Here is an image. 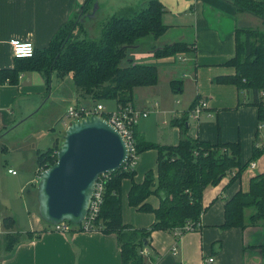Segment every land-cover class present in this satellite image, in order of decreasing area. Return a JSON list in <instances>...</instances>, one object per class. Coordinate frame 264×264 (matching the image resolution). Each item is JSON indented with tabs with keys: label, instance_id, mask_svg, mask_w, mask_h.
Wrapping results in <instances>:
<instances>
[{
	"label": "crops",
	"instance_id": "crops-1",
	"mask_svg": "<svg viewBox=\"0 0 264 264\" xmlns=\"http://www.w3.org/2000/svg\"><path fill=\"white\" fill-rule=\"evenodd\" d=\"M138 1L140 0H131L133 3ZM161 1L165 6L163 20L169 24V28L156 43L162 46L184 40L193 47L166 57H156L154 51L145 50V55L133 58L137 62L156 65L158 71L161 67L170 71L172 92H183L184 84L188 81L186 78H191L189 81L193 84L189 88L191 96L182 106L177 105L181 104V100L175 99L169 110H162L158 101L143 110L150 111L147 117L153 111L171 115V125L158 122L160 127L170 126L165 128L167 144L164 145L177 144L187 136L211 142H240L241 159L246 168L235 182L232 183L230 175H227L219 184L206 188L203 194L206 210L201 215L198 229L187 231L178 237L174 230L154 231L147 246L148 253L145 254L147 264H263L261 245L264 243V224L244 228L222 227L226 202L239 190L247 191L251 178L264 172V152L254 157L256 147L264 145V131L259 126L258 108L251 103L252 96L248 94L247 97V90H240L234 84H219L214 81L217 76L235 73V68L225 63L235 55L237 27L254 26L256 17L261 19L257 26L262 27L263 20L254 13L239 9L234 0ZM88 2L89 0H0V70L18 68L15 83L0 81V141L3 135L11 134L12 127L18 121L35 117L48 106L58 107L57 110H50L49 115L59 118L65 114V105L87 104V100H80L86 98L77 94L71 75L61 77L53 73L47 76L38 68H30L28 61L15 58L11 39L32 40L37 50L44 49L71 15ZM173 81L176 82L173 84ZM64 86L67 88L65 92ZM156 86L157 84L148 87ZM136 90L137 88L133 105L138 108L136 93L140 91ZM154 90L156 94L159 91ZM57 95L59 96L55 99ZM197 98H206L209 103L199 118L191 113L192 103ZM183 118L186 119L185 127L179 124ZM139 119L134 126L136 141L149 142ZM21 144V151H27L30 145L27 142ZM38 151L39 149L35 155L36 168L29 170L32 174L34 171V175L19 178L20 184H23L21 189H27L31 183L38 184ZM158 154L156 148L140 152L135 167L136 182H143L148 171L158 174ZM30 159L32 155H27L18 160L19 165H27ZM251 162H255V166H251ZM132 182L131 178L126 177L121 183L123 221L137 228L150 227L155 214L139 211L129 204L128 193ZM147 201L155 207L160 202L155 195L150 196ZM7 217L13 220L5 222ZM6 223L14 225L8 228ZM16 223L17 218L12 210L3 203L0 208V264H122L121 250L114 233L107 234L101 229L55 231L38 217L31 221L26 231L19 226L20 230L16 228ZM9 233H19L17 241L11 247L7 239ZM211 257L214 258L212 262L209 261Z\"/></svg>",
	"mask_w": 264,
	"mask_h": 264
},
{
	"label": "trees",
	"instance_id": "trees-1",
	"mask_svg": "<svg viewBox=\"0 0 264 264\" xmlns=\"http://www.w3.org/2000/svg\"><path fill=\"white\" fill-rule=\"evenodd\" d=\"M234 1L239 9L260 16L263 26L237 27L235 55L225 63L234 67L235 73L217 76L214 81L234 84L240 90H247V97L250 94L251 103L258 108L260 126L264 124V1ZM164 10L161 0H146L140 5L126 6L105 19L99 36L87 35L75 40L72 34L74 28L71 25L67 28V21L54 34L46 48L36 49L31 57L16 58L28 61L30 68H38L47 76L53 73L61 77L71 75L77 94L93 102L115 99L117 105L133 104L135 89L156 85L159 71L154 64L137 62L132 57L127 59L129 49L139 47L145 37L152 41L146 50L154 51L156 57L176 55L193 47L184 40L162 46L155 43L169 28V24L163 20ZM125 59L128 64L122 65ZM17 72L18 68L0 70V81L15 83ZM182 120L179 124L185 127L186 119ZM136 142L139 153L150 148L158 150V174L148 171L144 181L138 183L134 180L135 169L125 170L122 166L109 173L100 212L93 221L94 229L116 234L122 264H147L143 248L149 245L154 231H173L188 222H199L206 210L203 205L206 188L219 184L228 174L233 183L240 179L246 168L241 159L240 142H211L189 136L174 145ZM54 150L53 146L49 150L37 152L40 169L44 170L57 161L56 151L54 160L44 164ZM263 152L264 145L257 146L254 157ZM126 177L133 180L128 193L129 204L139 211L155 214L150 227L137 228L123 221L121 183ZM152 195L160 200L156 207L147 201ZM9 220L13 219L5 218V222ZM258 224H264V172L251 178L247 191L239 190L226 202L222 227L244 228ZM6 225L10 228L14 224ZM76 230L83 229L79 225ZM7 239L11 247L17 241L18 234L15 236L9 233ZM261 249L264 260V243Z\"/></svg>",
	"mask_w": 264,
	"mask_h": 264
},
{
	"label": "rangeland",
	"instance_id": "rangeland-1",
	"mask_svg": "<svg viewBox=\"0 0 264 264\" xmlns=\"http://www.w3.org/2000/svg\"><path fill=\"white\" fill-rule=\"evenodd\" d=\"M144 1L145 0H140L133 3L131 0H90L82 8L78 9L71 15L66 27L68 28L71 25L74 28L72 33L74 40L82 39L87 35L89 37H97L101 31V24L107 17L113 13L119 12L126 6L140 5ZM260 22L261 19L256 17V21L253 25L257 26ZM150 42H152L150 39L146 37L143 38L139 47L129 49L127 59L131 57L133 58V56L140 58L142 56L139 55H145V50L150 47ZM127 59L123 60L122 65L128 64ZM170 74V71L161 67L159 68V81L156 88L148 86L137 88L136 91H140L136 93V104L139 106L137 108L138 110H143L144 107H149L157 101L161 103L160 106L162 110H169V108L173 106L175 99H180L181 104L177 105L182 106L186 99L190 98L191 94H189V88L193 84V82L189 81L191 78H186L188 81H186V85L184 84L185 89L183 92L178 90H173L174 92H172L169 83ZM153 88L159 90L157 94ZM65 91H67V88L64 86L63 92ZM59 95H57L55 99L58 98ZM80 100H87L86 103L89 104L88 106L94 104L93 100L90 98ZM62 102L65 104L64 100ZM102 102L109 110H115L118 106L115 99L103 100ZM67 106L68 105H65L63 107V111L66 108L67 109L65 114L59 118L49 115L50 110L58 109L56 105H51L35 117H28L22 121H18L12 127L11 134L8 136L3 135L2 141H0V208L4 203L12 210L14 216L17 218L16 228L19 226L26 231L34 218L38 217L42 219L39 214L38 184L33 185L31 183L27 189H21L23 184H20L19 178L34 175V171L32 174L29 173V170L31 168L33 170L36 168L35 155L37 149L45 151L55 145V150L49 154L46 158L47 160L44 161V164H48V160L50 162L54 160L55 152L58 151L67 129L64 121L72 122V120L66 116V112L70 107ZM150 114L149 117L146 116V118H143L144 116H141L139 119L147 134L148 141L156 145L167 144V131L165 128H170V126L163 125L160 127L158 122L163 121L171 125V115H167L166 113L158 114L155 111ZM0 136L2 137L1 134ZM22 142H27L30 145L27 151H21V147L23 146L21 144ZM27 155H32V159L28 161L27 165L20 166L18 160H22ZM10 168L16 170L18 174L12 175L9 173ZM16 235L17 234L15 233V236Z\"/></svg>",
	"mask_w": 264,
	"mask_h": 264
},
{
	"label": "water",
	"instance_id": "water-1",
	"mask_svg": "<svg viewBox=\"0 0 264 264\" xmlns=\"http://www.w3.org/2000/svg\"><path fill=\"white\" fill-rule=\"evenodd\" d=\"M129 149L123 135L99 115L72 121L57 151V161L40 173V217L49 224H80L87 216L96 182L120 169Z\"/></svg>",
	"mask_w": 264,
	"mask_h": 264
},
{
	"label": "built area",
	"instance_id": "built-area-1",
	"mask_svg": "<svg viewBox=\"0 0 264 264\" xmlns=\"http://www.w3.org/2000/svg\"><path fill=\"white\" fill-rule=\"evenodd\" d=\"M13 56L16 58L20 57H31L36 51L35 43L32 40H21L19 38L11 39ZM89 104H79L72 105L68 108L66 116L72 121H77L85 117H90L93 115H99L107 119L112 123L118 131L123 135L129 149L128 159L124 163L125 170L135 169L139 155L137 149V142L134 134V126L138 122L141 116H148L149 110H138L133 104L118 105L115 110H109L103 104L102 101L94 102L93 105ZM209 106L207 99H198L197 102L191 108V113L195 118H199L203 111ZM65 125L68 126L71 122L64 121ZM264 128V124H260V129ZM251 166H255V162H251ZM43 169H39L36 175V182L38 183L40 173ZM9 173L16 174V170L9 169ZM109 178V173L102 174L98 181L96 182L94 195L91 200L89 212L86 218L80 224H73L67 220H64L58 224H51L52 229L60 232H70L74 231L79 225L83 230L89 231L93 230V221L99 215L101 204L103 202V191L105 189V181ZM200 226L199 222L194 224L193 222H188L183 227L174 228V233L178 237L187 231H193L198 229ZM143 252L148 253V247L143 248ZM214 258H209V261H213Z\"/></svg>",
	"mask_w": 264,
	"mask_h": 264
}]
</instances>
